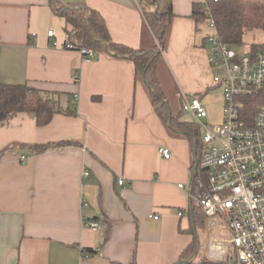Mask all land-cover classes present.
I'll return each mask as SVG.
<instances>
[{
	"label": "crops",
	"instance_id": "obj_1",
	"mask_svg": "<svg viewBox=\"0 0 264 264\" xmlns=\"http://www.w3.org/2000/svg\"><path fill=\"white\" fill-rule=\"evenodd\" d=\"M58 1L96 10L115 43L139 49L150 42L142 38L138 0ZM201 1L172 0L162 52L182 98L200 100L213 80L207 36L192 15ZM65 39L50 0H0V81L27 84L75 109L43 126L31 112L0 121V264H188L181 253L200 225L189 216L192 140L161 121L126 55L99 48L84 61L62 47ZM64 141L71 144L42 153L16 146ZM85 220L102 227L87 228ZM216 256L209 245L193 262Z\"/></svg>",
	"mask_w": 264,
	"mask_h": 264
},
{
	"label": "built area",
	"instance_id": "obj_2",
	"mask_svg": "<svg viewBox=\"0 0 264 264\" xmlns=\"http://www.w3.org/2000/svg\"><path fill=\"white\" fill-rule=\"evenodd\" d=\"M206 25L214 30L206 42L215 69L213 81L223 89V118L218 125L207 124L200 97L183 98L182 111L204 129L200 136V172L191 179L187 194L191 206L208 218L219 219V224L213 220L210 226L221 227L227 236H211L210 250L217 254L215 259L191 264H264V105L252 116L244 107L246 98L264 93V50L238 54L219 39L212 18ZM47 35L52 37L53 31ZM62 47L77 50L84 61L97 58L96 49L75 48L66 39ZM220 64L225 66L223 78L217 75ZM73 79L78 80L77 74ZM159 153L163 158L171 157L165 146L159 147ZM118 182L122 184L123 179ZM178 186L183 188V184ZM149 218L157 220L158 215L149 214ZM83 225L92 230L102 227L92 220L83 221Z\"/></svg>",
	"mask_w": 264,
	"mask_h": 264
},
{
	"label": "trees",
	"instance_id": "obj_3",
	"mask_svg": "<svg viewBox=\"0 0 264 264\" xmlns=\"http://www.w3.org/2000/svg\"><path fill=\"white\" fill-rule=\"evenodd\" d=\"M138 4L143 21L142 38L149 39L150 42L147 46L133 49L113 42L102 16L85 3L62 4L58 0H50L54 13L64 20L66 40L75 48L84 46L94 49L104 48L115 54L126 55L133 62L136 77L142 80L153 109L161 121L170 130L187 134L193 145V136L196 137L194 165H197V168L193 170L192 177L199 175L198 163L201 152L199 126L193 121L182 119L183 98L162 55L167 46L173 17L172 0H138ZM192 15L199 23L212 18L219 39L231 46L240 45L244 33L249 30H264V0H202L193 4ZM260 50H264V44H252L247 52L255 53ZM244 104L249 115H254L256 109L264 105V93L246 98ZM18 111L33 113L38 126L47 124L56 113H75L73 107L68 106L63 109L55 97L48 92L27 84L0 81V121L9 113ZM68 144L71 142L16 146L27 148L32 153H42L51 147ZM189 216L195 224L199 222L200 225H203L204 220L208 218L194 206L190 207ZM197 249L198 239L195 237L181 253V258H184L188 264L193 263Z\"/></svg>",
	"mask_w": 264,
	"mask_h": 264
},
{
	"label": "rangeland",
	"instance_id": "obj_4",
	"mask_svg": "<svg viewBox=\"0 0 264 264\" xmlns=\"http://www.w3.org/2000/svg\"><path fill=\"white\" fill-rule=\"evenodd\" d=\"M201 32L204 36H209L213 34V28L206 25V22L199 23ZM252 44H264V30H249L244 33L242 38V43L237 46H232V49L238 54H243L248 51V48ZM221 71H217L219 78H223L225 75V66L220 64ZM215 69H213V72ZM212 87H210L206 94L201 98V102L205 108L206 116L204 121L207 124L218 125L222 122L223 118V89L221 86H216L215 82L212 80ZM182 117L187 120H191V116L188 113H184ZM204 134V129L199 127V136ZM216 221L219 224V219L215 218H206L203 225H195V235L198 239V250L201 256H204L208 252V247L210 245V238L212 235L218 237L227 236L226 230L219 228H212L210 226L211 221ZM193 237V235H192Z\"/></svg>",
	"mask_w": 264,
	"mask_h": 264
},
{
	"label": "water",
	"instance_id": "obj_5",
	"mask_svg": "<svg viewBox=\"0 0 264 264\" xmlns=\"http://www.w3.org/2000/svg\"><path fill=\"white\" fill-rule=\"evenodd\" d=\"M142 77L144 78L143 75H142ZM188 133H190V135H192V136L194 135L191 132H188ZM193 140H194V145H195L196 144V140H197L195 136H193ZM194 152H196V148H194ZM196 168H197V165L194 166V170H196Z\"/></svg>",
	"mask_w": 264,
	"mask_h": 264
}]
</instances>
